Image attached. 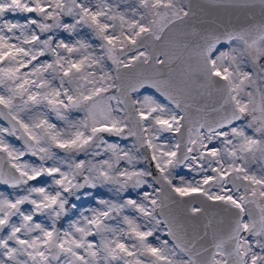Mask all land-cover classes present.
I'll list each match as a JSON object with an SVG mask.
<instances>
[{"label":"snow or ice","instance_id":"6c2138e0","mask_svg":"<svg viewBox=\"0 0 264 264\" xmlns=\"http://www.w3.org/2000/svg\"><path fill=\"white\" fill-rule=\"evenodd\" d=\"M0 264H264V0H0Z\"/></svg>","mask_w":264,"mask_h":264}]
</instances>
